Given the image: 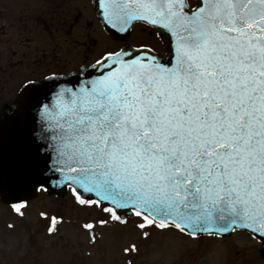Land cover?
Segmentation results:
<instances>
[{"label":"snow or ice","instance_id":"snow-or-ice-1","mask_svg":"<svg viewBox=\"0 0 264 264\" xmlns=\"http://www.w3.org/2000/svg\"><path fill=\"white\" fill-rule=\"evenodd\" d=\"M97 7L116 39L136 23L154 29L166 57L124 44L73 71L25 76L0 109V191L63 187L108 213L101 225L127 211L141 229L246 232L264 255V0ZM26 203L11 206L23 215Z\"/></svg>","mask_w":264,"mask_h":264},{"label":"rangeland","instance_id":"rangeland-1","mask_svg":"<svg viewBox=\"0 0 264 264\" xmlns=\"http://www.w3.org/2000/svg\"><path fill=\"white\" fill-rule=\"evenodd\" d=\"M21 212L0 203V264H243L233 261L234 253L250 248L241 233L228 241L193 239L173 227L141 229L142 217L101 225L97 221L109 214L96 205H78L72 193L57 199L41 192ZM53 216L61 219L56 221L58 230L49 233ZM88 222L92 229L83 227ZM249 257L251 264H264L252 252Z\"/></svg>","mask_w":264,"mask_h":264},{"label":"flooded vegetation","instance_id":"flooded-vegetation-1","mask_svg":"<svg viewBox=\"0 0 264 264\" xmlns=\"http://www.w3.org/2000/svg\"><path fill=\"white\" fill-rule=\"evenodd\" d=\"M98 0H0V109L11 103L25 76L36 78L51 71H73L81 62H93L98 54L124 44L145 43L159 55L165 50L154 29L136 23L125 39H116L104 29L97 7ZM245 232L227 237L209 236L214 240H230ZM236 247V245L232 244ZM233 261L251 264L249 252L262 262L259 249L243 247Z\"/></svg>","mask_w":264,"mask_h":264},{"label":"water","instance_id":"water-1","mask_svg":"<svg viewBox=\"0 0 264 264\" xmlns=\"http://www.w3.org/2000/svg\"><path fill=\"white\" fill-rule=\"evenodd\" d=\"M107 28H105L107 32H110V33L114 34L110 30V28H108V29ZM162 43H163L164 47L167 49V51H168V48L166 47V45L164 44L163 41H162ZM166 54L164 55L163 58L166 57ZM68 190L69 189L63 188V187L52 188L51 186H49V190L47 192L45 190L44 191H45V193L48 196L49 195H55V196H58L59 198H63V197H65V195L68 192ZM37 196H38V192H36L32 188L23 187V186H19V185H13L10 182L6 185V187L4 188L3 191H0V201L3 204H5V205L6 204L7 205H12L13 203H17L20 200H24V199H26L27 202H28V200L34 199ZM122 215L125 216L126 219H127V217L135 216L134 214H132L130 212H127V211L123 212ZM126 219H124V220H126Z\"/></svg>","mask_w":264,"mask_h":264}]
</instances>
